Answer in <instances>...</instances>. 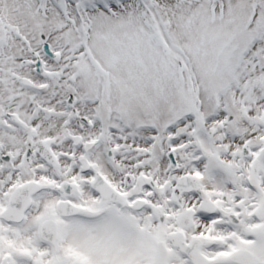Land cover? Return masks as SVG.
Segmentation results:
<instances>
[{"label":"snow or ice","instance_id":"snow-or-ice-1","mask_svg":"<svg viewBox=\"0 0 264 264\" xmlns=\"http://www.w3.org/2000/svg\"><path fill=\"white\" fill-rule=\"evenodd\" d=\"M0 264H264V0H0Z\"/></svg>","mask_w":264,"mask_h":264}]
</instances>
